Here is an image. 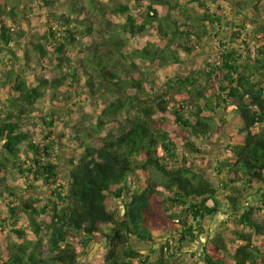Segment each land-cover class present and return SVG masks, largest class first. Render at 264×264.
<instances>
[{
  "label": "trees",
  "instance_id": "16d2710c",
  "mask_svg": "<svg viewBox=\"0 0 264 264\" xmlns=\"http://www.w3.org/2000/svg\"><path fill=\"white\" fill-rule=\"evenodd\" d=\"M64 1L0 0V204L10 213L0 264H82L93 244L99 264H264V0H132L143 12L125 0ZM56 3L67 12L46 13L39 38L13 30ZM150 31L161 43L141 44ZM47 47L56 57L44 64ZM205 49L200 68L183 72ZM76 98L92 113L83 118ZM219 134L215 185L202 168ZM65 140L84 152L61 185ZM14 173L24 188L10 185ZM221 192L228 219L199 257L186 253ZM133 240L162 244L147 255Z\"/></svg>",
  "mask_w": 264,
  "mask_h": 264
},
{
  "label": "rangeland",
  "instance_id": "374dc122",
  "mask_svg": "<svg viewBox=\"0 0 264 264\" xmlns=\"http://www.w3.org/2000/svg\"><path fill=\"white\" fill-rule=\"evenodd\" d=\"M67 1V0H66ZM64 1V2H66ZM100 1H106V0H100ZM167 1H171V0H167ZM180 2H183V0H178ZM125 3H129L131 8L135 11V12H143L145 11V9H141L139 6H136L134 4V1L132 0H125ZM223 7H226L225 5H222ZM42 6H35L33 8V10L31 11V13L27 14L29 17V22L23 18H20L18 21H16L15 23H11V26L13 28L14 31H26L29 30L31 31L30 34L33 35L35 32L36 37L39 38V36L43 35L44 32L46 31L47 27L49 25H46V21H45V15L48 12H54L57 14H61V13H65L67 12V5L66 4H60V3H56L55 6L52 9L49 8H45L42 9ZM250 16L253 15H257V13L251 9L248 11ZM25 15V16H27ZM24 17V15L22 16ZM259 17H264V2L261 5V16ZM35 31V32H34ZM29 34V35H30ZM35 37V38H36ZM37 40V39H35ZM152 42V43H161V40L156 36V33L153 31H150L149 33H147L144 37L143 40H141V44H146L147 42ZM207 46L210 44L209 41H207ZM194 45V44H191ZM47 51H48V60H45L44 64L47 63V61H49L50 59H52L53 57H56L54 50L51 47H47ZM207 50H203L199 55H197L196 57L193 58H186L187 60V64L184 66L185 69H183V72H194L197 69L200 68V66L202 65L204 59H205V54H206ZM21 52L18 50V55H20ZM3 67H0V70ZM170 70H173L174 68H169ZM36 71L39 74H45L48 75L49 74V70L46 68V66L44 65H38L36 64ZM85 96H83L81 99H84ZM80 98H76L75 100H79L82 105L85 107L84 108V113L82 115V117L84 118L86 114H91L92 113V106H88L87 103H84ZM74 100V101H75ZM89 100V98H88ZM93 102V101H92ZM37 124L38 122H33L29 127L31 129H35L37 128ZM37 131H41V129H38ZM225 141H226V137L224 135H218L217 139L213 142V143H209L207 145H205V148L207 149L205 152L204 157V164L205 166L202 168V172L205 174V176L207 177V179L209 181H211L213 184L215 185H219L221 184V182L223 181L224 177H220L215 173V166H216V160L217 157L223 152L224 150V146H225ZM68 145H70V143L68 141H62L58 143V147H57V155H58V165H59V184L61 185H66L69 181V177H70V167L67 164L68 160L71 158H78L80 156H82L83 152L82 150L78 149L77 147H68ZM202 157V158H203ZM199 159V162H201L203 159ZM10 185L16 188H24L25 184L23 182V180H21L19 178V176L14 173L11 177H10ZM43 192H48V188L45 189H41L39 190V193H43ZM218 202L220 203V212L216 214V216L213 217H209L206 222H205V226L207 228V233L204 234L203 236L200 237V239L197 241L198 243V247L196 248L195 254L199 257L202 253V249L203 246L205 245V243L207 242V240L216 235L217 233L220 232V226L228 219V211L230 208V205L228 203V201L226 200L225 197V193L221 192L219 193L218 197H217ZM210 205L213 206V202H210ZM112 209H118V210H122L123 207L120 204V201L115 200L113 205H112ZM10 214L6 205L4 203L0 204V219L3 215H8ZM256 218L260 219L261 217L259 216V213L256 214ZM132 246L140 251H142L145 254H150L151 250L154 249H159L162 242L160 240H157L156 243H150V242H137L136 240H133L131 242ZM2 250V247L0 245V251ZM103 254H104V250L96 244L91 245L87 251L82 252L81 255V263L82 264H99L103 262ZM184 260L186 261V264H195V262L197 261L196 259H193L191 256L188 255V257L186 256V258L184 257Z\"/></svg>",
  "mask_w": 264,
  "mask_h": 264
},
{
  "label": "crops",
  "instance_id": "0c3cea01",
  "mask_svg": "<svg viewBox=\"0 0 264 264\" xmlns=\"http://www.w3.org/2000/svg\"><path fill=\"white\" fill-rule=\"evenodd\" d=\"M210 204V203H209ZM198 241V240H197ZM197 241L196 242H190V243H187L186 245H185V248H184V251L186 252V253H194L195 254V251H196V248L198 247V243H197ZM187 257H188V255H186ZM186 256H185V258H186ZM198 257V256H197Z\"/></svg>",
  "mask_w": 264,
  "mask_h": 264
}]
</instances>
